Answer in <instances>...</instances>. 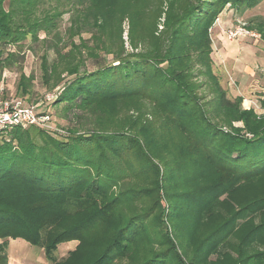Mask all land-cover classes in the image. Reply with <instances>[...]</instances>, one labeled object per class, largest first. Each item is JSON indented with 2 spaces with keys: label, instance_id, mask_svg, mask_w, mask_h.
<instances>
[{
  "label": "trees",
  "instance_id": "obj_1",
  "mask_svg": "<svg viewBox=\"0 0 264 264\" xmlns=\"http://www.w3.org/2000/svg\"><path fill=\"white\" fill-rule=\"evenodd\" d=\"M67 1L69 5L84 7L81 13L97 16L101 0ZM261 1L196 0L176 24L174 38L178 40L169 43L177 48L169 47L163 53L167 59L162 55L151 57L148 52L128 54L124 48L100 58L91 56L87 63L90 67L73 72L67 86L64 84L66 90L52 102L55 107L65 106L66 116L72 122L82 123L86 115L82 107L89 108L95 102L146 100L155 106L154 117L166 116L167 122L159 127L175 141L179 152L175 157L205 159L213 177L202 178L198 189V184L193 185L195 179L191 185H180V193L189 195V200H183L191 204L198 202L214 213L226 210L227 216L213 222L191 264L208 262L210 255L221 251V245L227 251L235 250L233 264H264V119L241 111L221 91L220 84L219 92L209 102H205L208 97L196 93L200 86L196 81L201 77L208 79L205 86L209 83L214 91L211 80L218 81L211 69L212 44L207 32L219 14L228 5L244 13ZM38 2L0 0V54L6 55L4 60L10 58L8 50L32 34H52L48 28L51 19L36 21L28 31L19 21L20 13L31 11ZM183 28L192 31L190 36L186 30L181 31ZM179 42L185 44L181 46ZM166 62L170 68L163 66ZM198 64L201 68L198 77H194L190 70ZM219 116L244 124L235 127L222 118L218 120ZM135 129L127 121L120 131H107L104 127L86 131L68 128L63 133L38 126L7 129L0 136V264H9L7 249L11 240H24L40 247L47 261L61 264L64 260L56 262L55 258L59 245L79 241L71 258L82 253L86 236L96 229L101 233L104 221L125 205L128 211L103 254L95 253L92 261L85 264H114L117 258L131 255L133 248L142 244L154 247L166 242L172 246L165 238L146 236L145 222L154 216L159 202L148 208L146 214H139L147 209L140 212L145 188L132 187L130 183L136 182L142 173L139 157L145 156V152L152 154L156 142L148 152L150 143L146 145L136 133L132 134ZM125 130L131 131L132 136L119 134ZM54 134L63 139L54 138ZM37 137L42 145L37 144ZM153 158L169 167V161ZM148 163L156 165L151 159ZM191 167L196 169L195 165ZM158 175L152 170L151 181H157ZM246 187L249 189L245 190ZM251 189L254 191L250 192ZM224 195L226 198L221 200ZM101 202L106 203L101 206ZM235 235L239 237L238 243L232 241ZM172 255L159 251L137 264H166ZM176 260V264H183L180 257Z\"/></svg>",
  "mask_w": 264,
  "mask_h": 264
},
{
  "label": "rangeland",
  "instance_id": "obj_2",
  "mask_svg": "<svg viewBox=\"0 0 264 264\" xmlns=\"http://www.w3.org/2000/svg\"><path fill=\"white\" fill-rule=\"evenodd\" d=\"M195 2L196 0H101L97 7V16H90L87 12H80L84 7L69 5L67 0H39L34 9L20 13L19 21L25 24L28 31L29 26L35 27L31 25L36 21L51 19L48 28L52 34H32L7 51L10 52L8 61L3 59L6 55L0 54V86H4L5 95L22 100L25 105L43 104L39 106V111L50 112L53 128L64 131L77 128V131H86L104 127L107 131H120L127 121L131 127H136V132L132 131V134L136 133L142 143H150L147 145L148 152L150 146L156 142V150L153 149L150 156L145 152V156L139 157L142 173L136 182L132 181L130 184L132 187L145 188L140 212L145 207L147 209L139 214H146L148 208H154L156 202H159L157 207L160 204V208H155L154 216L145 222L146 236L165 238L172 246L166 245V242L154 247H149L148 243L142 244L134 247L131 255L117 258L114 264H137L159 251L172 252L173 255L166 260V264H176V257H180L183 264H191L200 243L209 230L211 231L213 222L227 216L226 210L214 213L198 202L191 204L185 201L189 200V195L180 193V185H191L195 179L193 185L198 184L195 186L198 189L202 178L210 180L213 176L208 168L209 164L201 156L195 160H191L188 155L175 157L179 153L175 141L170 133H162L159 127L161 123L167 122L166 116L160 114L161 116L154 117L155 106L146 100L103 104L101 101L95 102L89 108L82 107L86 115L81 119L82 123H79L72 122L66 116L65 106L55 107L52 104L54 100L47 101L46 98L49 94L56 98L66 90L65 83L72 78L73 72H82L90 67V63H87L92 59L91 56L100 58L124 48L128 54L148 52L152 54L151 57L162 55L167 59V55L163 53L169 47L177 48L170 45L172 41L176 43L178 40L174 38L176 24ZM238 26L256 36L234 38L231 32ZM185 30L190 36L189 32L192 31L186 28L181 31ZM207 34L212 44V53L209 56L211 69L218 81L211 80L214 91L209 83L205 86L208 79L201 77L196 81L200 84L196 93L208 97L205 102H209L214 98L215 92H219L220 84L221 91L232 102H236L241 111H248L253 117L264 119V0L244 13H240L237 7L226 6ZM181 44L185 43L179 42ZM163 66L170 68L169 62ZM186 66L187 63L182 68ZM200 68L199 64L191 67L190 72L194 77H198ZM203 86L205 87L199 90ZM209 92L214 93L211 95ZM221 118L224 123L229 121L235 127H242L244 124L242 121H232L231 117L226 119L219 116L218 120ZM224 129L230 131L229 127ZM138 131L140 132L137 133ZM119 134L132 136L129 130ZM53 137L63 139L56 134ZM35 140L42 145L39 137ZM153 157L169 161V167L166 168ZM150 159L155 166L148 163ZM152 170L159 172L157 181H151ZM170 171L172 173L168 175ZM191 176L195 177L189 180ZM157 182L159 185H156ZM118 190L119 188L109 196ZM252 191L254 190L251 189L250 192ZM194 196H197V192ZM224 198L226 195L221 200ZM201 200L206 201L205 198ZM106 202H101V206ZM123 207L124 209L115 211L113 217L104 221L101 233L96 229L86 236V247L84 246L82 253L71 258V254L80 244L79 241L59 245L55 252L56 262L64 260L61 264H85L93 259L95 253L101 252L102 255L120 225L122 216L128 211L127 205ZM235 236L232 241L238 243L239 237ZM219 248L221 251L210 255L208 262L200 264H233L232 252L235 250L227 251L223 245ZM7 253L9 262L13 260L16 261L15 264H52L47 261L44 249L24 240L9 241Z\"/></svg>",
  "mask_w": 264,
  "mask_h": 264
},
{
  "label": "built area",
  "instance_id": "obj_3",
  "mask_svg": "<svg viewBox=\"0 0 264 264\" xmlns=\"http://www.w3.org/2000/svg\"><path fill=\"white\" fill-rule=\"evenodd\" d=\"M231 35L234 38L246 35L256 36L242 26H238L234 32H231ZM54 99L52 94H49L46 98L47 101ZM39 106L40 104L25 105L22 100L6 96L4 86H0V136L7 129L13 127L28 128L30 126H39L46 131H53L51 116L42 114L39 111Z\"/></svg>",
  "mask_w": 264,
  "mask_h": 264
},
{
  "label": "crops",
  "instance_id": "obj_4",
  "mask_svg": "<svg viewBox=\"0 0 264 264\" xmlns=\"http://www.w3.org/2000/svg\"><path fill=\"white\" fill-rule=\"evenodd\" d=\"M13 241H16V240H11V242H13ZM2 241L0 240V243H1ZM17 260V259H16ZM13 260H11L10 262H9V264H15L16 263V261H13Z\"/></svg>",
  "mask_w": 264,
  "mask_h": 264
},
{
  "label": "water",
  "instance_id": "obj_5",
  "mask_svg": "<svg viewBox=\"0 0 264 264\" xmlns=\"http://www.w3.org/2000/svg\"><path fill=\"white\" fill-rule=\"evenodd\" d=\"M39 127V126H38ZM53 131H59V132H62L63 133V131L62 130H58L57 128H55L54 127V130Z\"/></svg>",
  "mask_w": 264,
  "mask_h": 264
}]
</instances>
